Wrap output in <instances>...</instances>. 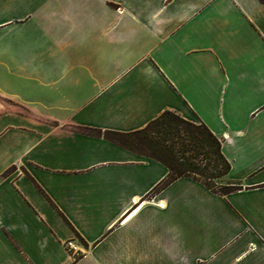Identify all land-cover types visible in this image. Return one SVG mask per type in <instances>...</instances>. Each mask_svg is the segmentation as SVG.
Masks as SVG:
<instances>
[{
	"label": "crops",
	"instance_id": "0c3cea01",
	"mask_svg": "<svg viewBox=\"0 0 264 264\" xmlns=\"http://www.w3.org/2000/svg\"><path fill=\"white\" fill-rule=\"evenodd\" d=\"M0 95V264H264V0H0ZM165 110L237 189L93 133Z\"/></svg>",
	"mask_w": 264,
	"mask_h": 264
},
{
	"label": "trees",
	"instance_id": "16d2710c",
	"mask_svg": "<svg viewBox=\"0 0 264 264\" xmlns=\"http://www.w3.org/2000/svg\"><path fill=\"white\" fill-rule=\"evenodd\" d=\"M93 133L103 134L123 147L163 163L168 174L158 187L179 177H191L219 194L239 187L238 182L227 178L230 164L221 152L220 139L201 120L189 121L165 110L145 127L132 132H102L98 129ZM223 178L226 184L215 189L211 180Z\"/></svg>",
	"mask_w": 264,
	"mask_h": 264
},
{
	"label": "rangeland",
	"instance_id": "374dc122",
	"mask_svg": "<svg viewBox=\"0 0 264 264\" xmlns=\"http://www.w3.org/2000/svg\"><path fill=\"white\" fill-rule=\"evenodd\" d=\"M0 104L3 105V107L5 108H10V109H18V105L16 103H14L13 101L3 97L0 95ZM193 122H197V121H193ZM120 139H123L124 141H129V139L127 138H123V137H119ZM211 182L213 183V186L215 189L223 187L226 184V179H217V180H211Z\"/></svg>",
	"mask_w": 264,
	"mask_h": 264
},
{
	"label": "built area",
	"instance_id": "2783aa9c",
	"mask_svg": "<svg viewBox=\"0 0 264 264\" xmlns=\"http://www.w3.org/2000/svg\"><path fill=\"white\" fill-rule=\"evenodd\" d=\"M67 247L69 248V250L73 253V254H77L79 251L78 246H76L75 244L72 243V241H67L66 243Z\"/></svg>",
	"mask_w": 264,
	"mask_h": 264
}]
</instances>
